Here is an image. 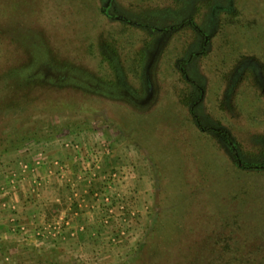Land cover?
<instances>
[{
    "label": "rangeland",
    "instance_id": "rangeland-1",
    "mask_svg": "<svg viewBox=\"0 0 264 264\" xmlns=\"http://www.w3.org/2000/svg\"><path fill=\"white\" fill-rule=\"evenodd\" d=\"M1 22L0 84L22 81L0 149L35 134L9 149L68 147L79 171L95 149L124 177L77 248L12 262L264 264V0H34Z\"/></svg>",
    "mask_w": 264,
    "mask_h": 264
},
{
    "label": "crops",
    "instance_id": "crops-1",
    "mask_svg": "<svg viewBox=\"0 0 264 264\" xmlns=\"http://www.w3.org/2000/svg\"><path fill=\"white\" fill-rule=\"evenodd\" d=\"M71 150L9 152L4 166L12 171L0 184V207L4 209L0 211V264L14 263L28 245L37 250L77 248L80 236L95 226L92 223L104 221L100 206L106 189H101L100 163L89 171H79ZM86 181L89 194L84 189Z\"/></svg>",
    "mask_w": 264,
    "mask_h": 264
},
{
    "label": "trees",
    "instance_id": "trees-1",
    "mask_svg": "<svg viewBox=\"0 0 264 264\" xmlns=\"http://www.w3.org/2000/svg\"><path fill=\"white\" fill-rule=\"evenodd\" d=\"M32 1H34V0H0V31H1V26H3L2 22H1V19H3L4 16L7 15L12 20L13 19H16L17 16H18V12L23 11L24 10V7L27 6V5H29V4H31ZM23 28L25 29V27H23ZM17 32H19V31H17ZM9 78L12 80V83L10 84V86H8L9 85L8 83H4V82L2 84H0V99H3L4 100L6 98V96L9 95L10 92L16 88V86H19V84L22 81L20 79V76H19L18 72L14 71V70H13V72H11V73L8 74V77L6 79H9ZM20 86H22V85H20ZM20 90H23V86H22V88ZM24 90L25 91H28V88L25 87ZM24 96H26V95H24ZM43 98H44L43 99L44 101L46 99H48L47 97H44V96H43ZM3 100L2 101L0 100L1 101L0 104H2ZM26 134L21 135V136L20 135H17V136H13V137H6V138H4L3 140H5V141L3 143L4 144V147L3 148H5V149H0V151L1 152H4V154L5 153H9L11 150H14V149H9V148L14 147V146H17L18 144H22L28 138H31V136H35V137L38 136V135H35V134L34 135H30L29 134V136H27ZM188 175L187 174L186 175L184 174V181H185V184L184 185H185V187L189 186L190 183H191V181L188 178ZM187 214H188V212H184V215H182V218L180 220L176 219L177 221H179V224H181L183 226H179L177 224L178 226H177V229H175V231H176L175 233L181 235V234L187 233L188 232L187 230L190 229L189 228L190 225L189 224L186 225V223H187V220H186L187 219ZM154 225L150 229V234L155 231L153 229V227H155ZM142 245L144 246V248L147 247L146 240H144V242H143ZM197 250H198V248L196 249L195 252H192L190 254L189 260H193L197 256V253H198Z\"/></svg>",
    "mask_w": 264,
    "mask_h": 264
},
{
    "label": "built area",
    "instance_id": "built-area-1",
    "mask_svg": "<svg viewBox=\"0 0 264 264\" xmlns=\"http://www.w3.org/2000/svg\"><path fill=\"white\" fill-rule=\"evenodd\" d=\"M80 152V157L85 159L89 157L88 164L85 165V170L89 171L93 166H96L99 164L100 157H99V151H95V149L92 151H87L86 149H78ZM85 161V160H84ZM123 175L122 173H116V172H110L109 174L104 176V184L105 189L111 190L117 183V181H120L122 179ZM105 199L110 200L109 195L105 194ZM120 208H123V206H120Z\"/></svg>",
    "mask_w": 264,
    "mask_h": 264
}]
</instances>
